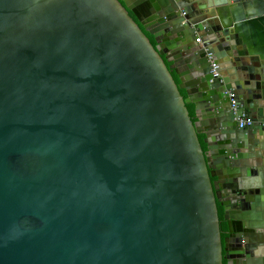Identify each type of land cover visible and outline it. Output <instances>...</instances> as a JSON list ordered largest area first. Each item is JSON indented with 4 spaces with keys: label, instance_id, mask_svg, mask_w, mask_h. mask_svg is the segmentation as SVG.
I'll return each instance as SVG.
<instances>
[{
    "label": "water",
    "instance_id": "water-1",
    "mask_svg": "<svg viewBox=\"0 0 264 264\" xmlns=\"http://www.w3.org/2000/svg\"><path fill=\"white\" fill-rule=\"evenodd\" d=\"M0 264H264V0H0Z\"/></svg>",
    "mask_w": 264,
    "mask_h": 264
},
{
    "label": "built area",
    "instance_id": "built-area-1",
    "mask_svg": "<svg viewBox=\"0 0 264 264\" xmlns=\"http://www.w3.org/2000/svg\"><path fill=\"white\" fill-rule=\"evenodd\" d=\"M185 13L182 12L181 15L183 16ZM196 41L199 43L200 37L196 39ZM231 98L233 97V94L229 95ZM231 107L235 109V101L231 100ZM238 128H244L246 126H249L253 123V119L245 114H243L239 119Z\"/></svg>",
    "mask_w": 264,
    "mask_h": 264
},
{
    "label": "flooded vegetation",
    "instance_id": "flooded-vegetation-1",
    "mask_svg": "<svg viewBox=\"0 0 264 264\" xmlns=\"http://www.w3.org/2000/svg\"><path fill=\"white\" fill-rule=\"evenodd\" d=\"M152 40H153V38H152ZM153 42H154V40H153ZM154 45H155V42H154ZM217 209H218V217H219L221 236H222V238H224L226 236V234H225L226 223H225V220H224V210H223V207L220 204H217ZM228 216H229V214H228Z\"/></svg>",
    "mask_w": 264,
    "mask_h": 264
},
{
    "label": "trees",
    "instance_id": "trees-1",
    "mask_svg": "<svg viewBox=\"0 0 264 264\" xmlns=\"http://www.w3.org/2000/svg\"><path fill=\"white\" fill-rule=\"evenodd\" d=\"M129 14H130V16L136 21V19L134 18V16H133L131 13H129ZM145 34H146L147 37L150 39L151 43L154 45V42H153L151 36H149L147 33H145ZM173 77H174L175 81L178 83V81H177V79H176V77H175L174 74H173ZM181 92H182V91H181ZM182 94H183V92H182ZM187 108H188V110H189L190 116H193V106H192V105H188ZM203 147H204V146H203Z\"/></svg>",
    "mask_w": 264,
    "mask_h": 264
},
{
    "label": "crops",
    "instance_id": "crops-1",
    "mask_svg": "<svg viewBox=\"0 0 264 264\" xmlns=\"http://www.w3.org/2000/svg\"><path fill=\"white\" fill-rule=\"evenodd\" d=\"M201 42H202V37L200 38L199 43L197 42V44L201 45ZM192 106H193V105H192Z\"/></svg>",
    "mask_w": 264,
    "mask_h": 264
}]
</instances>
